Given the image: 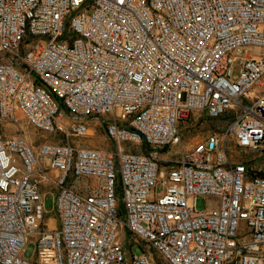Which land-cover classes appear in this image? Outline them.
<instances>
[{"label": "built area", "instance_id": "2783aa9c", "mask_svg": "<svg viewBox=\"0 0 264 264\" xmlns=\"http://www.w3.org/2000/svg\"><path fill=\"white\" fill-rule=\"evenodd\" d=\"M0 116V264H264V0H0Z\"/></svg>", "mask_w": 264, "mask_h": 264}, {"label": "rangeland", "instance_id": "374dc122", "mask_svg": "<svg viewBox=\"0 0 264 264\" xmlns=\"http://www.w3.org/2000/svg\"><path fill=\"white\" fill-rule=\"evenodd\" d=\"M224 120L225 117H223ZM217 120V119H216ZM211 120L206 116H200L198 113H194L190 118L186 121H183L180 124V132L182 134L183 143L186 148H191L198 142L203 141L210 133L216 130L219 126L224 125L223 119L219 121ZM0 134L3 136H14L20 137L21 135H25L30 141L37 142L44 138V136L40 135L33 127H31L24 118L21 116L18 117V121L14 123L10 119H5L0 116ZM46 134V133H45ZM46 136V135H45ZM85 140L87 144L96 147H108L113 148V144L106 138L103 129H99L98 132L94 136L82 138ZM142 152L149 153L152 152L150 148H146L145 146H139L138 148ZM174 151H178V148L174 149L170 153L167 151H163L158 153L157 156L161 158L170 157L171 153ZM160 190V188H159ZM55 198L56 191L52 195H49L45 200V206L49 210L50 216H53L50 220L51 226H57V220L55 217ZM215 199L212 197H204L201 196L196 201V206L198 210H204L205 208L214 204ZM246 230V224L241 223L240 231L243 232ZM121 236L124 240H130V234L128 231L122 232ZM36 251V242L31 239L30 243H28L25 256L31 258L34 256ZM133 253L140 255L143 252L151 251L150 249H146L141 246L140 243H135L132 246Z\"/></svg>", "mask_w": 264, "mask_h": 264}, {"label": "trees", "instance_id": "16d2710c", "mask_svg": "<svg viewBox=\"0 0 264 264\" xmlns=\"http://www.w3.org/2000/svg\"><path fill=\"white\" fill-rule=\"evenodd\" d=\"M146 148H149L148 146L144 145ZM151 149V148H150ZM152 150V149H151Z\"/></svg>", "mask_w": 264, "mask_h": 264}]
</instances>
